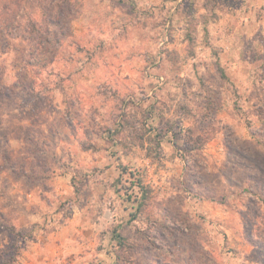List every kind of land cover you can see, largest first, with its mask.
<instances>
[{
	"label": "rangeland",
	"instance_id": "374dc122",
	"mask_svg": "<svg viewBox=\"0 0 264 264\" xmlns=\"http://www.w3.org/2000/svg\"><path fill=\"white\" fill-rule=\"evenodd\" d=\"M0 264H264V0H0Z\"/></svg>",
	"mask_w": 264,
	"mask_h": 264
},
{
	"label": "trees",
	"instance_id": "16d2710c",
	"mask_svg": "<svg viewBox=\"0 0 264 264\" xmlns=\"http://www.w3.org/2000/svg\"><path fill=\"white\" fill-rule=\"evenodd\" d=\"M223 77H225V76H223ZM119 237H121V236H119Z\"/></svg>",
	"mask_w": 264,
	"mask_h": 264
}]
</instances>
